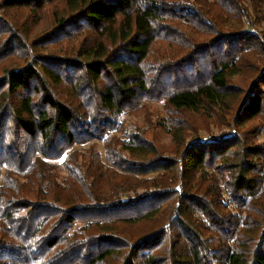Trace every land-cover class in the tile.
I'll use <instances>...</instances> for the list:
<instances>
[{
	"label": "trees",
	"instance_id": "trees-1",
	"mask_svg": "<svg viewBox=\"0 0 264 264\" xmlns=\"http://www.w3.org/2000/svg\"><path fill=\"white\" fill-rule=\"evenodd\" d=\"M260 1L0 0V264H264Z\"/></svg>",
	"mask_w": 264,
	"mask_h": 264
},
{
	"label": "rangeland",
	"instance_id": "rangeland-1",
	"mask_svg": "<svg viewBox=\"0 0 264 264\" xmlns=\"http://www.w3.org/2000/svg\"><path fill=\"white\" fill-rule=\"evenodd\" d=\"M261 5L259 4L260 10L253 14V21L255 22V27L260 30H264V0H261ZM247 4H249V0H247ZM46 23L43 24L45 26ZM247 25V24H246ZM149 110L151 112V123L149 124L145 118L141 115H133L131 113H122L118 116L117 122L121 124V127H125L126 129H132L134 127H139L142 130H148V136L151 137L157 145L162 150H170L172 146V142L170 139V135L167 133V127H164V124H169L171 117H169L167 111L163 107L162 101H155L151 103ZM222 129L212 124L210 126V131L212 133H218ZM201 135H205L203 131L200 133ZM258 141L264 142V129L257 137ZM98 149H102L99 144ZM62 161V158L59 159V162Z\"/></svg>",
	"mask_w": 264,
	"mask_h": 264
}]
</instances>
